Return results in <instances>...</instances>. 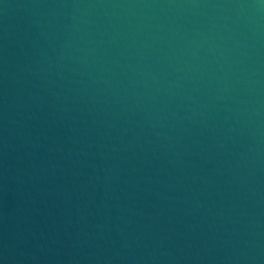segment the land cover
<instances>
[{
  "label": "water",
  "instance_id": "obj_1",
  "mask_svg": "<svg viewBox=\"0 0 264 264\" xmlns=\"http://www.w3.org/2000/svg\"><path fill=\"white\" fill-rule=\"evenodd\" d=\"M0 264H264V0H0Z\"/></svg>",
  "mask_w": 264,
  "mask_h": 264
}]
</instances>
